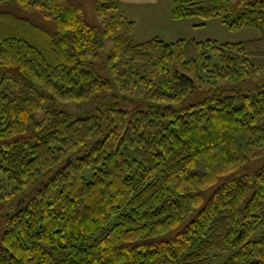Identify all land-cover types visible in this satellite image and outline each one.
<instances>
[{"label": "trees", "instance_id": "1", "mask_svg": "<svg viewBox=\"0 0 264 264\" xmlns=\"http://www.w3.org/2000/svg\"><path fill=\"white\" fill-rule=\"evenodd\" d=\"M170 3L261 34L133 42L116 0L91 18L81 0H0V264H264V0Z\"/></svg>", "mask_w": 264, "mask_h": 264}, {"label": "rangeland", "instance_id": "2", "mask_svg": "<svg viewBox=\"0 0 264 264\" xmlns=\"http://www.w3.org/2000/svg\"><path fill=\"white\" fill-rule=\"evenodd\" d=\"M86 7V12L89 18L93 17L92 0H81ZM246 2L247 0H235ZM117 2V0H116ZM133 2H136L135 4ZM122 8L120 12L125 21H133V29L131 32H117L122 37H128L133 42H142L154 37L160 38L163 41L170 42L179 38H193L196 40L212 39L218 42H239L260 36L261 32L257 28L243 27L236 30L229 29L218 17L210 19H202L200 17H189L179 20L171 18V3L170 0H120ZM118 5V4H117ZM93 20V19H92ZM125 28V27H124ZM108 50V48H106ZM264 79V70L261 73L260 80ZM120 93L118 92L117 95ZM108 99V100H107ZM118 96L115 100L120 101ZM111 97H99L95 101L85 103H75L72 100L46 102L41 110L34 112L35 120H40L44 114V109L50 107L59 110H66L70 113L73 119L86 117L97 113V107H102L103 104H111ZM84 177L87 181L92 179L93 171L90 167L84 169ZM14 185L9 182L4 174L0 172V195L5 197V194L11 192ZM28 191V189H24ZM18 192V191H16ZM14 195V194H13ZM12 197V195L10 196ZM12 199L5 198L0 200L3 205V210H8ZM21 198H19V201ZM264 234V226L259 227L253 234L252 238H258ZM226 252L218 254L213 253L212 264H221V261L226 256Z\"/></svg>", "mask_w": 264, "mask_h": 264}, {"label": "crops", "instance_id": "3", "mask_svg": "<svg viewBox=\"0 0 264 264\" xmlns=\"http://www.w3.org/2000/svg\"><path fill=\"white\" fill-rule=\"evenodd\" d=\"M133 3L135 4L136 2H133ZM117 4H118L119 9L122 8L121 3H120V0H117Z\"/></svg>", "mask_w": 264, "mask_h": 264}]
</instances>
